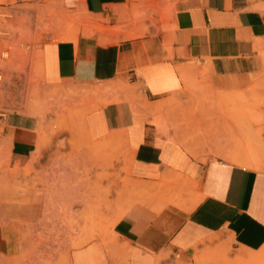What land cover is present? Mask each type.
Listing matches in <instances>:
<instances>
[{"label":"crops","instance_id":"1","mask_svg":"<svg viewBox=\"0 0 264 264\" xmlns=\"http://www.w3.org/2000/svg\"><path fill=\"white\" fill-rule=\"evenodd\" d=\"M145 1L161 8L157 26L143 35V21L134 22L137 0H63L66 9H80L73 14L122 30L81 33L62 42L48 38L43 45L50 88L83 83L100 89L91 96L99 98L100 108L84 122L89 140L96 141L87 154L95 157L98 142L117 137L130 180L142 187L113 225L112 256L106 261L97 246H90L76 252L72 264H158L164 256L188 263L214 238L230 243L238 254L257 252L264 248V107L256 133L247 118L235 124L216 116V110L245 108L246 87L256 78L264 82V0ZM145 12L142 7L140 13ZM227 96L236 102L225 103ZM159 104L165 106L157 112ZM226 122L232 129L222 133ZM39 127L34 115L0 112V157L11 167L26 166L44 141ZM195 131L201 133L190 138ZM237 138L245 140L238 149ZM19 177L16 172L9 179ZM9 179L0 180V190ZM101 203L97 197L92 210L102 212ZM33 209L20 214L34 218ZM75 220L71 214L65 220L69 237L78 227ZM86 220L88 232L99 229V216ZM10 236L9 229L0 230V264H17L25 252ZM39 242L47 248L57 240ZM169 259L161 264H170Z\"/></svg>","mask_w":264,"mask_h":264},{"label":"rangeland","instance_id":"2","mask_svg":"<svg viewBox=\"0 0 264 264\" xmlns=\"http://www.w3.org/2000/svg\"><path fill=\"white\" fill-rule=\"evenodd\" d=\"M17 1L0 0V3L14 4L16 9L8 27L11 34L5 39L9 43L0 40V53L3 50L8 51V57L0 60V112L34 115L39 119V123V112H45L46 125L50 132L54 128L55 133L50 136L49 145L45 144L43 156L39 157L37 163L33 162L35 157L32 156L26 166L11 167L5 157H0V180L9 179L16 172L20 176L16 180H7V187L0 190V230L9 229L12 235L9 241L24 245L25 252L21 254V259L16 261L17 264H72L75 253L90 246H97L107 261L113 254L108 246L116 242L113 225L120 212H125L133 202L132 195L135 192L129 191L126 185L131 182L129 174L123 171L124 168L128 169L126 151L123 145L119 146V149L111 147L108 151L106 148L103 150L104 141H101L96 144L99 150L95 152V157L87 154V151L94 147L92 142L96 141L90 139V142L84 122L90 112L100 108L99 98L91 97L95 90L97 93L100 89L94 88L97 87L96 84L73 82L70 83L78 88H50L43 73L42 49L48 38L62 42L76 39L81 33L115 35L114 32L118 29L114 28L119 26L104 27L82 13L73 14L80 9H66L63 0H20L34 3L23 6H18ZM137 1L134 22L142 20L143 35L149 34L152 28L157 26L156 16L161 8L160 4ZM142 7L146 8L143 14L140 13ZM23 11L27 12L28 16L23 14ZM101 28L107 31H98ZM201 84H204L203 81ZM246 88L250 89L248 99L243 102L245 104L247 101L245 108L223 107L216 110V116L235 124L247 118L252 131L256 133L254 127L263 124L264 82L261 78H256ZM222 100L225 103L236 102V98L230 96ZM40 129L41 124L38 128L39 137ZM231 129L232 125L226 122L221 132L228 133ZM199 133L201 132H193L190 138L198 137ZM237 139L234 140L236 149L245 142L244 139ZM257 145L260 146V142ZM255 148L256 144L253 146L254 152ZM29 167L32 170L26 174ZM97 197L102 200V212L92 210ZM22 209H33L36 217L33 218L26 211L20 214ZM70 214L76 217L75 223L78 227L69 237L65 234V220ZM97 216L101 218L99 229L88 232L85 228L86 219ZM45 239L57 242L42 248L39 241ZM1 240L0 237V244ZM204 248L206 253L202 257L203 261L206 258L212 261L213 256L218 255V248L228 249V258L239 255V250L233 248L230 243L223 244L215 240L213 243L205 242L203 248L199 249L188 263L179 256H173L174 260H170V257L167 259L170 264H198L197 255H201L199 251ZM50 252L51 256L48 255Z\"/></svg>","mask_w":264,"mask_h":264},{"label":"bare ground","instance_id":"3","mask_svg":"<svg viewBox=\"0 0 264 264\" xmlns=\"http://www.w3.org/2000/svg\"><path fill=\"white\" fill-rule=\"evenodd\" d=\"M122 30V29H121ZM121 30H117L115 33H119ZM98 31H100V32H105V31H107L106 29H104V28H101L100 30H98ZM123 33V32H122ZM125 33H127V31L126 32H124V34ZM129 33V32H128ZM137 34H130L129 35V37H133V36H136ZM5 42L6 43H9V41H7V40H5ZM5 57V56H4ZM0 60H3V58H1ZM41 61V60H40ZM42 63V62H41ZM38 66V65H37ZM86 89V88H85ZM106 89H108V88H106ZM98 91V90H97ZM102 91V90H101ZM104 91V90H103ZM108 91V90H107ZM95 92H96V90H95ZM98 93V92H97ZM79 94V93H78ZM106 94H107V92H106ZM104 95H105V93H104ZM119 100V97H117V99H116V101H118ZM172 103V102H171ZM170 104V103H169ZM165 106V104H159L157 107H156V111L157 112H159V111H162L163 109V107ZM137 107V106H136ZM46 108V107H45ZM135 108V107H134ZM47 109V108H46ZM73 112V111H72ZM40 113V116H41V120H40V124H41V129H40V135H41V137L43 136V139H44V141L41 143V146L38 148V150H36L37 151V156L34 158V163H35V161H36V163H37V161H38V159H39V157L41 156V154L43 153L42 151L44 150V146H45V144H48V141L50 140V136L52 135V133L54 134L55 133V131H54V128L52 129V132H50V129L47 127V125H46V123H47V120H46V115H45V112H39ZM38 113V114H39ZM54 131V132H53ZM116 140H117V137H111V139L110 140H105L104 142H103V145H104V148H107L108 146H110V144L111 145H114V147L116 148V147H118V149H119V146L116 144ZM237 140H239V139H237ZM237 140H236V142H237ZM50 143V142H49ZM240 143V142H239ZM51 144V143H50ZM243 144V143H242ZM49 145V144H48ZM119 145H123L122 144V142L119 144ZM241 147H243V145H241ZM43 149V150H42ZM192 150V149H191ZM249 151H250V149H249ZM192 152H194V150H192ZM36 154V153H35ZM115 157V156H114ZM33 163V164H34ZM244 163V162H243ZM131 165V164H130ZM243 165V164H242ZM246 166H248V167H250V168H258V166H253L252 164H248V163H246L245 164ZM129 168V167H128ZM31 170H32V168L31 167H29V168H27L26 169V174H28V173H30L31 172ZM123 171L125 172H127L128 174H129V176H130V172H129V170L127 169H123ZM105 177H107L108 178V175H106ZM126 183V182H125ZM129 188V191H138V189L141 187V185L139 184V183H137V182H135V181H133V182H130L129 184H126ZM141 189H142V187H141ZM72 228V230H74V227H71ZM215 240H217V238H214V239H212L211 240V243H213V241H215ZM223 248V247H222ZM222 248H218L219 249V251H218V255H214L213 257V260L212 261H208V259L206 258V260H202V257H204V255H205V250L204 251H199L200 253H201V255L200 254H198L197 256H198V258L196 259V261L198 262V264H199V262L201 263V264H262V263H264V248H262L261 250H259V251H257V252H249V253H247V254H239V255H237V256H235V257H233L232 259L231 258H228L227 257V250L226 249H222ZM221 252V253H220ZM229 252V251H228ZM195 257V256H194ZM166 258H169V256H164V257H161L160 258V261L158 262V264H161L162 263V261L164 260V259H166Z\"/></svg>","mask_w":264,"mask_h":264},{"label":"built area","instance_id":"4","mask_svg":"<svg viewBox=\"0 0 264 264\" xmlns=\"http://www.w3.org/2000/svg\"><path fill=\"white\" fill-rule=\"evenodd\" d=\"M14 4H5L0 3V40H5L10 36V31L8 30L9 24L16 13V9L13 6ZM8 57V51L3 50L0 53V59ZM2 74L0 70V88L2 87Z\"/></svg>","mask_w":264,"mask_h":264}]
</instances>
